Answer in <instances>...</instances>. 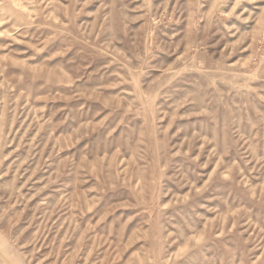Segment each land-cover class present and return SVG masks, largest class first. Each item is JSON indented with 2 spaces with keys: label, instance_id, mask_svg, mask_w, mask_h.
<instances>
[{
  "label": "rangeland",
  "instance_id": "374dc122",
  "mask_svg": "<svg viewBox=\"0 0 264 264\" xmlns=\"http://www.w3.org/2000/svg\"><path fill=\"white\" fill-rule=\"evenodd\" d=\"M0 264H264V0H0Z\"/></svg>",
  "mask_w": 264,
  "mask_h": 264
}]
</instances>
